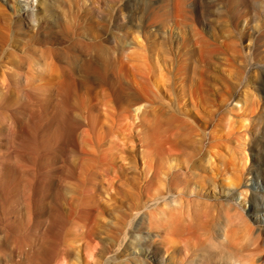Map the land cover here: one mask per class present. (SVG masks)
<instances>
[{
  "label": "rangeland",
  "instance_id": "1",
  "mask_svg": "<svg viewBox=\"0 0 264 264\" xmlns=\"http://www.w3.org/2000/svg\"><path fill=\"white\" fill-rule=\"evenodd\" d=\"M16 162L9 264L51 241L64 264H215L233 239L264 264V0H0V163ZM39 173L70 218L52 238L24 231Z\"/></svg>",
  "mask_w": 264,
  "mask_h": 264
},
{
  "label": "bare ground",
  "instance_id": "2",
  "mask_svg": "<svg viewBox=\"0 0 264 264\" xmlns=\"http://www.w3.org/2000/svg\"><path fill=\"white\" fill-rule=\"evenodd\" d=\"M21 10H19V12H18V14L21 16V17H23V16H25V15H27L28 14V10H26V8H20ZM37 39H38V37H37ZM12 41V40H11ZM104 76V75H103ZM61 125L63 126V131H62V133L63 134H65L66 135V137L67 136H70L71 134L73 135L74 134V132H73V129H74V127H72V126H70L69 125V122L68 121H66V120H63L62 122H61ZM160 129V128H159ZM151 130V129H150ZM155 130V129H154ZM158 130V129H157ZM153 131V130H152ZM151 132V131H150ZM168 139V138H167ZM158 140V139H157ZM156 140V141H157ZM165 140V139H164ZM164 140H162V141H164ZM155 141V142H156ZM168 141V140H167ZM157 143H158V141H157ZM164 143V142H163ZM155 145H157V144H155ZM162 146V145H161ZM164 146H165V144H164ZM157 154V153H156ZM161 155V154H160ZM164 155V154H163ZM161 158V157H160ZM16 163H18V164H22L23 162H16ZM9 164V163H8ZM13 164H15V163H13ZM13 164H12V166H13ZM17 165V166H13V167H10V166H7L6 164H4V163H0V188H1V191H0V264H9L10 263V261L12 260V258H13V250L15 249L14 247L16 246V243L18 242L19 243V245H20V242H19V240H20V236H22V235H20V236H18V238H19V240H17V241H15L16 243H15V246H12L14 249L12 250V248H11V244H12V242H13V240L14 239H16L17 238V236H15V234L17 233V232H20V230L23 228V223H22V221L21 222H18V223H15L14 224V222L12 221V217H14V216H12V215H14V214H16L19 210H20V207H19V210H18V208H17V210H16V207H14V206H12L11 204H10V202L12 203V200L14 199L15 200V198H17L19 195H20V192L22 191V190H20V188H22V186L20 185V184H22L23 185V179H24V177L26 176H21V175H24L22 172H24V170L26 169V167L25 166H27V164L28 165H30V163H27L25 166H23V164L22 165ZM24 164H25V162H24ZM32 168V166L30 167V169ZM10 169V171L12 172V170L11 169H14V171L16 172V173H19V175H15V176H21V177H23V181H22V183H20V182H18L19 180H16V179H11L12 177H13V175L11 174V172L10 171H8ZM28 169V168H27ZM36 169V168H35ZM37 169H38V167H37ZM29 170V169H28ZM28 170H27V174H28ZM7 171L8 172H10V175H11V177H9V173H7ZM13 171V172H14ZM17 171H22L21 173L22 174H20V172H17ZM26 171V170H25ZM38 171V170H37ZM30 172H31V170H30ZM29 172V173H30ZM25 173V172H24ZM42 173V172H41ZM31 174V173H30ZM34 175V174H33ZM40 176L41 175V179H39V178H37V176ZM36 177H33V178H31L30 177V175H28L30 178H27V179H29L27 182L29 183V187H30V189H29V193H28V195H26V196H28V198L26 197L25 198V195H23L24 196V198L28 201V206L29 207H27L28 209V214H29V220H28V218H27V215H25V218H27V219H25V221L24 222H26V220H28L27 222H26V224H24V231H30L31 229H33V228H31V227H33L34 225L36 226H38V225H40L41 223H43L44 224V222H48V230H47V232H48V234L47 235H50V237L52 238L54 235V231H55V229H56V227L58 226V223H59V220H61V219H64V216H65V219H64V221L67 219L66 218V216H67V213H66V215H64L63 216V214H62V217H59L58 216V214L59 213H57V211H59V210H56V208H55V195H54V191L52 190L53 189V185H52V189H51V187L50 188H48L47 187V185H46V183H45V181L47 180L48 181V179H44V181L42 180L43 178V176H42V174H38ZM14 178V177H13ZM45 178V177H44ZM27 179H25V181L27 180ZM248 180V179H247ZM50 181V180H49ZM26 183V182H25ZM27 184V183H26ZM25 184V185H26ZM48 184V183H47ZM53 184V183H52ZM27 187H28V185H26ZM26 187V188H27ZM23 188H24V186H23ZM22 188V189H23ZM28 189V188H27ZM195 189V188H194ZM23 191H24V189H23ZM22 191V192H23ZM193 191V190H192ZM21 192V193H22ZM25 192V191H24ZM28 192V191H27ZM56 193V192H55ZM192 193V192H191ZM24 194V193H23ZM34 196H39V199H36L37 201H32V197H34ZM20 198V197H19ZM23 198V197H22ZM48 198V200L46 201V199ZM58 199V198H57ZM22 200V199H21ZM24 200V199H23ZM22 200V201H23ZM17 199L14 201V202H16L17 203ZM22 201H21V203H22ZM19 202H20V199H19ZM24 202H26V201H24ZM58 203V202H57ZM60 204V203H59ZM11 205V206H10ZM14 205V204H13ZM16 205H19V204H16ZM15 205V206H16ZM68 205V204H67ZM20 206H22V205H20ZM27 206V205H26ZM62 206L63 205H61V208H62ZM66 206V205H65ZM18 207V206H17ZM25 209H26V207H25ZM63 209V208H62ZM62 209H60V210H62ZM68 209V208H67ZM24 211V210H23ZM26 211V210H25ZM24 211V212H25ZM67 211V210H66ZM60 212V211H59ZM26 213H27V211H26ZM25 213V214H26ZM18 214V213H17ZM16 214V215H17ZM24 214V213H23ZM69 214H70V212H69ZM72 214V213H71ZM75 215V214H74ZM19 216H20V213H19ZM18 216V217H19ZM17 217V216H16ZM15 217V218H16ZM16 218V219H19V218ZM24 217V216H23ZM69 217H71V215L70 216H68V218ZM61 218V219H60ZM20 219H22V218H20ZM70 219V218H69ZM69 219H67V220H69ZM71 219H72V217H71ZM45 220V221H44ZM47 220V221H46ZM67 220L65 221V223L67 222ZM14 221H15V219H14ZM63 221V220H62ZM262 222L264 221V220H261ZM32 224H33V226H32ZM61 224V223H60ZM69 224V223H68ZM45 225V224H44ZM44 225H43V227H44ZM70 225V224H69ZM36 226V227H37ZM62 226V225H61ZM60 226V227H61ZM22 227V228H21ZM39 228L40 227H42V224H41V226H38ZM63 227H64V223H63ZM67 227V226H66ZM65 227V228H66ZM47 228V227H46ZM46 228H45V230H46ZM20 229V230H19ZM61 229V228H60ZM36 230V229H35ZM63 230V229H62ZM82 230H83V228H82ZM58 231V230H57ZM22 232V231H21ZM230 232H231V230H229V231H226V234H225V239H229V237H231V234H230ZM37 233V232H36ZM43 233H46V232H43ZM58 233V232H57ZM23 234V233H22ZM25 234H27V233H25ZM25 234H23L24 236H25ZM29 234H30V232H29ZM61 234V233H60ZM63 234V233H62ZM254 234V233H253ZM42 236V235H41ZM259 237V236H258ZM22 238V237H21ZM25 238V237H24ZM27 238H29L30 239V237H27ZM26 238V239H27ZM51 238H49L50 240H52ZM57 238H59V237H57ZM233 238V237H232ZM254 238H255V236H254ZM257 238V237H256ZM37 239V238H36ZM39 239V238H38ZM63 239V238H62ZM224 239V238H223ZM225 239H224V241H225ZM231 239V238H230ZM229 239V240H230ZM24 240V239H23ZM41 240V239H40ZM53 240H54V238H53ZM234 240V239H233ZM233 240H230V241H228L229 243L227 244V243H225V244H227V246H223L222 244H220V245H216L218 248V252H216V254H215V256L213 257V258H215L216 259V263L215 264H252V263H250L248 260H247V257H246V255H244L243 253L247 250V245L246 246H241V247H238V245H234V241ZM257 240V239H256ZM255 240V241H256ZM22 243L25 241H22V240H20ZM27 241V240H26ZM63 241V240H62ZM223 241V242H224ZM232 241V243H230ZM236 241V240H235ZM46 242V241H45ZM226 242V241H225ZM22 243H21V247H22ZM24 243H26V242H24ZM28 243V242H27ZM34 243V242H33ZM33 243H31V244H33ZM45 244V243H44ZM48 244V243H47ZM58 245H59V243H57ZM238 244V243H237ZM18 245V246H19ZM29 245H30V243H29ZM28 244H27V246H29ZM34 245V244H33ZM90 245L91 244H89L88 242L85 244V249H87V248H89L90 247ZM239 245H240V243H239ZM242 245H244V244H242ZM19 246V251L21 252V250L22 249H24V248H21ZM26 246V244L24 245V247ZM26 246V247H27ZM43 246V245H42ZM68 246V245H67ZM84 246V245H83ZM34 247V246H33ZM61 247V246H60ZM60 247H58V248H60ZM225 247L227 248V249H229V250H231L230 252H229V250H228V252H229V254L228 253H226V251H225ZM16 248V249H17ZM30 249H31V247H29ZM38 248V247H37ZM42 248V247H41ZM41 248H39V250L41 249ZM48 248V249H47ZM66 248V247H65ZM65 248L63 247V249L62 250H65ZM99 248V244L97 243L96 244V246H95V248H94V250H97ZM257 248V247H256ZM255 248V249H256ZM15 249V251H18V249L16 250ZM28 249V248H27ZM44 249V250H43ZM43 249H41L40 250V252L38 253V255L39 256H36L37 254H35V253H37V252H34V255H35V258H36V261H34L33 260V258L31 259V261L32 262H34V264H60V260L62 259V261H63V264H64V262H65V258H66V256L67 255H69V253H68V250H67V252H63V251H59L58 252V249H57V247H56V245H55V242L54 241H51L50 242V244H48L47 246H46V249L45 248H43ZM61 249V248H60ZM36 249H34V251H35ZM23 251V250H22ZM28 250H26V252H27ZM257 251H261V249L260 248H257ZM33 252V251H32ZM63 252V255L61 254V253ZM16 253H18V252H16ZM24 253H25V249H24ZM59 253H60V255H59ZM19 254V253H18ZM20 254H22V253H20ZM15 255V254H14ZM23 255V254H22ZM27 255V254H26ZM32 256V255H31ZM61 256H63L60 260H59V258L61 257ZM69 257H70V255H69ZM68 258V257H67ZM25 259V258H24ZM26 262V261H25ZM31 262V263H32ZM14 263V262H13Z\"/></svg>",
  "mask_w": 264,
  "mask_h": 264
}]
</instances>
